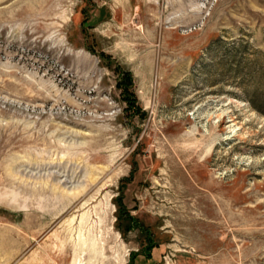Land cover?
I'll list each match as a JSON object with an SVG mask.
<instances>
[{"label":"rangeland","instance_id":"obj_1","mask_svg":"<svg viewBox=\"0 0 264 264\" xmlns=\"http://www.w3.org/2000/svg\"><path fill=\"white\" fill-rule=\"evenodd\" d=\"M92 255L264 264V0H0V264Z\"/></svg>","mask_w":264,"mask_h":264},{"label":"bare ground","instance_id":"obj_2","mask_svg":"<svg viewBox=\"0 0 264 264\" xmlns=\"http://www.w3.org/2000/svg\"><path fill=\"white\" fill-rule=\"evenodd\" d=\"M84 243H87V242H84ZM97 246H96V244L94 245V247H93V249H94V254L96 253V254H98V248H96ZM92 247H91V245H90V248L89 249H91ZM96 256L97 255H92L91 257L89 256V259H90V264H92L94 261H95V259H96Z\"/></svg>","mask_w":264,"mask_h":264},{"label":"trees","instance_id":"obj_3","mask_svg":"<svg viewBox=\"0 0 264 264\" xmlns=\"http://www.w3.org/2000/svg\"><path fill=\"white\" fill-rule=\"evenodd\" d=\"M129 76H130V74H127V73H123L122 74V77L124 78V79H122V82H124L126 79H128L129 80V83L131 82V79L129 78ZM120 85V84H119ZM130 87L129 86H127L125 89H129Z\"/></svg>","mask_w":264,"mask_h":264}]
</instances>
